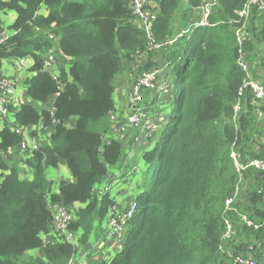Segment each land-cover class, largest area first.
I'll return each instance as SVG.
<instances>
[{"label": "trees", "instance_id": "1", "mask_svg": "<svg viewBox=\"0 0 264 264\" xmlns=\"http://www.w3.org/2000/svg\"><path fill=\"white\" fill-rule=\"evenodd\" d=\"M155 1L158 10L151 32L156 43H165L192 25L203 0ZM246 1L217 0L211 25L191 27L172 44L148 51L144 69L158 67L154 54L163 58L171 107L151 136L156 137L151 138L152 147L142 152L153 171L148 188L142 187L143 179L134 197L137 207L126 224L121 249L100 264H215L219 258L224 203L238 182L230 153L235 151L242 161L264 157V121L257 118L252 90L248 86L238 94L247 76L236 65L234 31L236 11ZM6 10L15 11L16 18L7 27L14 33L0 44V79L3 60H31V74L23 80L26 100L12 109L14 125L42 123L49 135L24 161L30 177H22L18 165L0 157V167L8 170L0 182V264H67L113 204L102 185L114 179L111 168L121 167L127 158L124 143L112 134L116 79L131 53L147 49L148 39L132 22L130 0H0V12ZM255 17L253 9L252 38L243 47L249 59L255 58L264 39L263 25H253ZM50 52L56 78L43 69ZM142 93L147 110L161 114V95L155 90ZM239 98L241 110L234 117ZM260 109L264 112V105ZM30 135L37 130L31 129ZM22 140L0 121V151ZM132 143L133 137L128 146ZM258 143L262 154L254 152ZM61 164L72 180L59 181L53 191L48 170ZM249 189L240 209L260 222L264 204L255 189ZM54 203L72 211L69 228L76 245L42 243L41 234L49 231L52 221L49 205ZM77 203L82 206L73 210ZM252 232L264 239V227ZM35 249L41 250L39 256H26Z\"/></svg>", "mask_w": 264, "mask_h": 264}, {"label": "built area", "instance_id": "2", "mask_svg": "<svg viewBox=\"0 0 264 264\" xmlns=\"http://www.w3.org/2000/svg\"><path fill=\"white\" fill-rule=\"evenodd\" d=\"M216 4L217 0H203L195 10L196 15L192 25L189 28L182 30L175 38L168 40L165 43H156L153 39L151 27L153 21L156 19L157 11L152 7L151 0H130V9L133 15L132 22L135 26L142 28L146 33L148 42L145 51H157L165 44H172L176 38L187 33L191 27L194 28L211 25L209 19ZM253 9L255 10L256 15L253 25L258 28L261 27V25L264 27V0H247L241 9L236 11L238 16V19L236 20L238 26L234 31L235 41L238 46L236 65L245 72L247 76V79L239 89L238 94L239 96L242 95V89L245 87L249 86L251 88L253 93L252 103L258 106L257 118L260 121H264V112L260 109V105H264V82L258 79H253L252 75V70H254L255 75L259 77L260 72L257 69H261V74L264 76V39L262 43L257 46L254 59H249L247 51L243 48L245 43L252 38V33L249 27ZM259 17L262 18V23H259V20L257 21ZM13 33L14 31H10L7 27H4V29L0 31V44L8 40ZM49 37L55 39L53 35H49ZM144 54V51L137 50L130 54V58L134 59V62H142ZM15 63L19 67H25L26 65H31V60L28 57L18 58L15 59ZM43 69L49 71L53 78H56V60L52 52L44 57ZM161 72V69L155 68L142 71L132 86L130 97L128 99L130 112L125 120L127 126H133L134 128L139 129L138 134L141 137H146L148 129L150 130L152 127L157 128L161 126L160 124L162 123V121L159 122L156 113L147 110V107L142 103V92L144 90H153V92L155 90L159 96H164L168 93L169 90L167 84H161L159 86L157 84V79ZM15 83L16 81L13 78L7 76H2L0 79V121L8 123L12 130L23 136L21 143L14 148L18 151L29 150L30 153L32 150L39 147L36 142L38 135L31 136V129H36L37 134H39L43 132L45 128L42 123H39L36 127H21L14 125L13 117L12 121L9 120L8 116L12 115L13 111L21 103L15 99ZM240 110L241 104L239 98L233 106L234 117ZM110 118L113 123L112 134L119 136V130L120 132L121 130L124 131V125L115 118L114 112L110 114ZM156 120H158V124H156ZM0 157L6 160V151H0ZM230 157L233 160L235 171L238 174V182L234 187L232 196L228 197L224 203V214H226V216L223 219V230L218 247L219 258L215 264H262L259 258L264 255V239L261 240L254 236L252 230H258L261 227H264V219L257 222L251 219L248 213L242 211L240 208L247 203L243 196V192L245 195L246 190L250 188L246 187V189H244L243 181L246 178L245 176L252 172L255 173L254 178H258L260 181L258 186V183H255V191L262 197L264 202V157H246L245 160L242 161L239 154L235 151L230 153ZM7 173L8 170L0 167V182ZM253 181L254 179H252L251 182ZM115 184L117 185L116 179L112 182L109 181V183L106 181L102 185V190L110 193ZM111 198L113 204L109 207L104 219V231L108 237L121 241L126 230V224L133 216L137 204L134 198L129 200L125 206H123V203L117 200L114 196H111ZM239 200L245 203L238 204ZM49 208L51 210L52 221L49 231L41 234L42 243L45 245L54 242H66L76 245L77 239L75 233L69 228V224L73 220L72 211L59 203L50 204ZM86 254L87 252L73 255L67 264H85L84 258Z\"/></svg>", "mask_w": 264, "mask_h": 264}, {"label": "rangeland", "instance_id": "3", "mask_svg": "<svg viewBox=\"0 0 264 264\" xmlns=\"http://www.w3.org/2000/svg\"><path fill=\"white\" fill-rule=\"evenodd\" d=\"M151 2H153V4H154V0H151ZM3 25H5V22H3ZM153 58L155 59V62H156L155 64H157L158 67H156V66L154 67L153 66L152 68L162 69V66H163L162 60H163V58H162L161 54H156V56H154ZM130 59H131L130 63L124 62V65H123L124 66V70L121 72L122 73L120 75L121 77L119 76L120 77L119 79H121V80H123V82H125V85L123 87L125 99H124V101H122V105L121 106H117L116 107V109L114 111V116H115V118H117V120L119 122H121L124 125V131L121 130V132H120V130H119V133H120L119 135L121 136V138H124V140H127V141L130 140L131 137H134V141L135 142L133 141L132 147L135 148L138 151L137 154H139V156H140V154L142 155L143 151L150 149V146H148V145H150V140L152 138L150 136L154 135L156 133V131H158L160 129V126L157 127V128L152 127V129H150V130L148 129L147 130L148 136L146 134V137H141L138 134L139 129L134 128L133 126L129 127V126L126 125L125 118L127 117V115L130 112L129 111L130 107L128 105V99L130 97L132 86H133L134 82L136 81V79L138 78L140 72L145 71V70H149V69H144L143 68V65L146 64L145 60H143L142 62H134L135 61L134 59H132V58H130ZM10 67L12 68V72L6 73L3 76H7V77H10V78H13L16 81L15 84H16V95H17V92H18L17 89H19V85L22 84L23 80L27 78V76L29 74L30 66L26 65L25 67L24 66L23 67H19V66L16 65V63L13 62V63H11ZM261 67H262V63H261ZM257 70L260 72L259 73V77L257 79L264 82V76L261 74L262 73L261 69H257ZM163 73H164V70L159 74L158 79H157L158 80L157 84H158V86L161 85V84H167L168 85V90H169L170 89L169 88V82H168V80L163 78L164 77ZM148 92H149V94H152L153 90H149ZM167 94H165L164 96H161L160 99H159V109L163 110L161 114H158L157 118L159 119V122L160 121L163 122V120H165L166 117H167V113L170 111V107L171 106L167 107V105L169 104V100L166 97ZM53 98L50 99V103H52ZM19 102H21V101L19 100ZM123 102H124V106H123ZM33 105L38 107V103H36V102H33ZM8 117H9V120L12 121L13 114L9 115ZM156 124H158V120H156ZM149 134H150V136H149ZM262 135L264 136V132H263ZM263 136H262V138H264ZM153 138L155 139L156 137H153ZM254 152L255 153L258 152V153L262 154V148H261V144L260 143H258L256 146H254ZM28 157H29V150H22V151L21 150L20 151L17 150L16 153H14L13 159L9 160V162H11L12 164L21 166L22 164H24V161ZM144 164L145 163L143 162V160L139 158L138 161L136 163L132 164L128 168V170L126 169L124 171V173H122L123 171H118L117 173H115V175L117 177L116 181H120V179L123 177V179H125V180L120 182L121 183L120 185H122V184L126 185V186L129 185V182H131V181H128L127 177L130 176L131 174H133V172H136L137 171L136 169L138 168V171L135 174L138 175L142 180L144 179L145 182L143 184L144 186H142V187L143 188L144 187L148 188V185H149L150 180H151V175H152L153 168L151 167V165L148 166V165H146V164L144 165ZM144 168H145V171H144ZM111 169H112V173L116 172V170H117V168H114V169L111 168ZM27 170H28L27 168H26V170L21 169V176L23 175L22 177H28ZM50 175H51L50 176L51 180L50 179L49 180L51 182H53V185H54L53 186V191H55V190H57V186L56 185L59 182L56 183L55 176H53L52 174H50ZM48 176H49V174H48ZM245 177L246 178L243 181L244 189H246V187H250V188L253 187L255 189V186H256L255 183H258L257 186L259 185L260 181H259L258 178H256V179L254 178L255 177V173L254 172L248 174ZM53 178H54V180H53ZM114 179H112L110 182H112ZM252 179H254L253 182H251ZM130 180H132V179L130 178ZM139 181H140V179L137 181V183ZM107 182L109 183V181H107ZM126 186H124V189H125ZM116 188L117 187H116V184H115L113 186L111 192H110V194L112 196L115 195V193L117 191ZM243 196H244V192H243ZM261 200H262V197H261ZM262 202H263V200H262ZM127 203H128V200L125 198L123 200V204L122 205L125 206ZM244 203L245 202H242L240 200L238 202V204H244ZM263 204H264V202H263ZM103 225H104V221L102 222V226ZM259 260H260V262L262 264H264V255L261 256L259 258Z\"/></svg>", "mask_w": 264, "mask_h": 264}, {"label": "crops", "instance_id": "4", "mask_svg": "<svg viewBox=\"0 0 264 264\" xmlns=\"http://www.w3.org/2000/svg\"><path fill=\"white\" fill-rule=\"evenodd\" d=\"M151 5L156 11L158 10L157 2L155 0H154V4H153V2H151ZM40 12H45V10L42 8L40 10ZM15 18H16L15 11L6 10V11L0 12V19L2 20V22H5L4 27H9L14 22ZM144 52H145V54H144V59L143 60L147 61L148 51H144ZM154 56H156V54ZM153 60L155 61L154 58H153ZM130 61H131V59L129 61H125V62L130 63ZM13 62L15 63V58L3 60V63H2V73H3V75L6 74V73H9V72H12V68L10 67V65ZM161 70L163 71V69H161ZM30 74L31 73L29 72L28 75H30ZM119 76L116 79V86H115V91H114V94H113V99H114V102H115V109H116L117 106H121L122 105V101H124V99H125L124 90H123L125 82H123V80L119 79L121 77V76L120 77ZM17 91L18 92H17V95L15 97L16 101L19 102V100H20L21 102H24L26 99L24 97V84H23V82H22V84L19 85V89H17ZM123 106H124V102H123ZM38 107H41V104L38 103ZM37 135H38L37 136V141L36 140L35 141L37 142L39 147L41 145H44L45 143H47L48 135H49V133L47 131H43V132H41V133H39ZM115 137L118 138V139H121L122 142L124 143L125 148L127 149V158L125 160V163L121 167L117 168L116 172L112 173V175H111L112 177H114L116 179L117 177H116L115 173H117L118 171H123V173H124V171L126 169L128 170V168L132 164L136 163L139 158L142 159V160H143V158H142L141 154H140V156H139V154H137L138 151L135 148H133L132 145L128 146V141L129 140L128 141L124 140V138H121L120 135L119 136L115 135ZM152 139L150 140V145L151 146L148 145L150 147H152V144H153V140L154 139L153 140ZM16 151L17 150L15 148L7 150L6 151L7 158H6L5 161L12 160L13 157H14V153H16ZM19 167L21 169H23V170H26V168H27L25 166V163L22 164L21 166L19 165ZM136 170L138 171V168ZM144 171H145V168H144ZM136 172H133V174H131L130 176L127 177V180L131 181V182H129V185H127V186L123 185V184L120 185L121 184L120 182L125 180V179H123V177L120 179V181H116L117 182V185H116L117 191H116L114 197L117 200H119L120 202H122V203H123V200L125 198L129 201L132 198H134L135 195L138 192L141 191L140 184L142 182V179L138 175L135 174ZM48 174H49V176H48L49 179H50V176H51L50 174L55 176L56 183H58L61 180H67V181L68 180L69 181L72 180V176H71L70 172L62 164L59 165L57 168L49 169L48 170ZM27 175H28V177H30V171L29 170H27ZM130 178L132 180H130ZM139 179H140V181L137 183V181ZM53 180H54V178H53ZM124 186H126L125 189H124ZM81 206L82 205H80L78 203L77 204H73L72 209L75 210V209H77V208H79ZM94 227H95L94 228L95 232L92 235V237L89 240V242L87 244L83 245L82 247H80L78 249L77 253L75 254V255H79V254H81L83 252H87V254H86L85 258H84L85 264H100L101 262H103L105 260H109L118 251H120L121 246H122V242L121 241H117V240H115L113 238H110V237H108L106 235V233L104 231V226H102V224L99 225L98 223H96ZM40 253H41L40 249H35V250L28 251L26 253V256H39Z\"/></svg>", "mask_w": 264, "mask_h": 264}]
</instances>
